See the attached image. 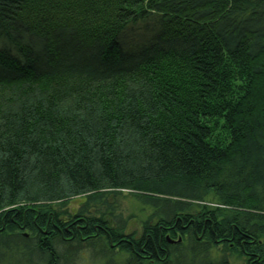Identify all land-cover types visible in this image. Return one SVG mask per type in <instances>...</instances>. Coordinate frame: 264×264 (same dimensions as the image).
<instances>
[{
	"label": "trees",
	"instance_id": "16d2710c",
	"mask_svg": "<svg viewBox=\"0 0 264 264\" xmlns=\"http://www.w3.org/2000/svg\"><path fill=\"white\" fill-rule=\"evenodd\" d=\"M85 252L264 264V0H0V264Z\"/></svg>",
	"mask_w": 264,
	"mask_h": 264
},
{
	"label": "rangeland",
	"instance_id": "374dc122",
	"mask_svg": "<svg viewBox=\"0 0 264 264\" xmlns=\"http://www.w3.org/2000/svg\"><path fill=\"white\" fill-rule=\"evenodd\" d=\"M121 209L124 210V219L126 220V233L139 235L142 231L144 221L148 216L147 209L141 206L128 191L122 190L119 194ZM84 197L79 196L69 200L64 206L56 207L60 211L74 213L83 203ZM217 253H215V256ZM122 256V255H120ZM233 260V259H232ZM234 261V260H233ZM104 261L99 257H91L88 252L79 256L78 264H103Z\"/></svg>",
	"mask_w": 264,
	"mask_h": 264
},
{
	"label": "bare ground",
	"instance_id": "6f19581e",
	"mask_svg": "<svg viewBox=\"0 0 264 264\" xmlns=\"http://www.w3.org/2000/svg\"><path fill=\"white\" fill-rule=\"evenodd\" d=\"M181 239L180 238H178V241H180Z\"/></svg>",
	"mask_w": 264,
	"mask_h": 264
}]
</instances>
